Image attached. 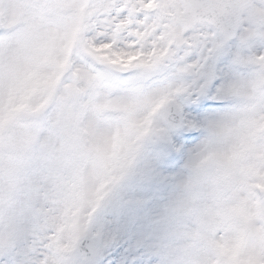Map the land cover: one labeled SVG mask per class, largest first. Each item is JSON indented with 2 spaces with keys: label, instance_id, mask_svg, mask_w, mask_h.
Listing matches in <instances>:
<instances>
[{
  "label": "snow or ice",
  "instance_id": "6c2138e0",
  "mask_svg": "<svg viewBox=\"0 0 264 264\" xmlns=\"http://www.w3.org/2000/svg\"><path fill=\"white\" fill-rule=\"evenodd\" d=\"M221 56L244 74L215 89L230 110L178 109L158 129ZM161 64L175 71L162 93L113 98ZM196 127L179 176L146 160L148 137ZM4 155L0 264H264V0H0Z\"/></svg>",
  "mask_w": 264,
  "mask_h": 264
},
{
  "label": "rangeland",
  "instance_id": "374dc122",
  "mask_svg": "<svg viewBox=\"0 0 264 264\" xmlns=\"http://www.w3.org/2000/svg\"><path fill=\"white\" fill-rule=\"evenodd\" d=\"M164 66L171 67L168 64H161L155 68L156 71H158V72H155L154 74H158L159 72L161 73L160 69L164 68ZM232 70H233V68H232ZM173 73H175L174 69H173ZM161 74L165 75L166 73H161ZM134 80H135V78L131 82L126 81V82H123V84H121L120 86H116L115 87V94L113 95V98L119 99L122 101H126L129 98V94L125 93L123 91L129 90L132 87L137 88V85L134 82ZM171 83L172 82L170 81L169 84H171ZM149 95H155V94L153 92H150ZM200 95L185 96L181 100L177 101L179 103V105L184 110H186L188 112L187 116L189 118H192L195 120H201V119L206 118L207 116L212 115L210 113L207 115H202L203 117L202 116L200 117L199 115H197L196 113L191 111V109H192V108H190L191 103L193 102L195 104H199L201 101V100H199V97H201ZM185 98H189V99L184 100ZM183 104L186 105L187 107L189 106V109L185 108L183 106ZM155 120H156V127L158 129L167 128V125H166L162 115L158 114V116L155 117ZM195 131H199V132L203 133V130L199 127L184 130V133L185 132L193 133ZM177 135H179V134L173 133L172 131L170 132V144L168 142L160 141L156 137H148L146 139V140H148V142L145 143L146 160L151 161L153 167H156L162 176H169V175L179 176L180 173H182L184 171L183 165L186 162L187 156H188L189 152L191 151V149L197 147L203 141V139H201L200 141L196 140L191 145L181 144V143H177ZM176 149H179V151H176ZM182 153H183V159H182V162L180 165V169L177 172H164L162 170V168L160 167V163H161L162 159H170L172 156H180Z\"/></svg>",
  "mask_w": 264,
  "mask_h": 264
},
{
  "label": "clouds",
  "instance_id": "9594fccd",
  "mask_svg": "<svg viewBox=\"0 0 264 264\" xmlns=\"http://www.w3.org/2000/svg\"><path fill=\"white\" fill-rule=\"evenodd\" d=\"M113 119H119L120 118V114H113L112 117ZM46 125H42V127H44ZM56 135H63V130L60 127H54L51 129ZM194 149V148H193ZM17 157L25 162H27L29 160V155L26 153H18L16 154ZM7 162V156H0V163H6Z\"/></svg>",
  "mask_w": 264,
  "mask_h": 264
},
{
  "label": "bare ground",
  "instance_id": "6f19581e",
  "mask_svg": "<svg viewBox=\"0 0 264 264\" xmlns=\"http://www.w3.org/2000/svg\"><path fill=\"white\" fill-rule=\"evenodd\" d=\"M161 88H158V89H156V90H160Z\"/></svg>",
  "mask_w": 264,
  "mask_h": 264
}]
</instances>
